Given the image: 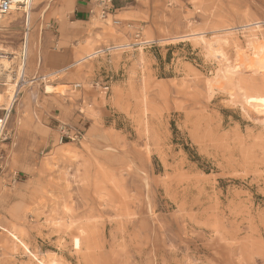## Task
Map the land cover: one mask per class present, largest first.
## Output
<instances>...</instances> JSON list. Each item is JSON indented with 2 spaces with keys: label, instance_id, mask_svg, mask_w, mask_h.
I'll use <instances>...</instances> for the list:
<instances>
[{
  "label": "rangeland",
  "instance_id": "rangeland-1",
  "mask_svg": "<svg viewBox=\"0 0 264 264\" xmlns=\"http://www.w3.org/2000/svg\"><path fill=\"white\" fill-rule=\"evenodd\" d=\"M90 2L0 19V264H264V0Z\"/></svg>",
  "mask_w": 264,
  "mask_h": 264
},
{
  "label": "crops",
  "instance_id": "crops-1",
  "mask_svg": "<svg viewBox=\"0 0 264 264\" xmlns=\"http://www.w3.org/2000/svg\"><path fill=\"white\" fill-rule=\"evenodd\" d=\"M54 1L55 0H38L37 3H35V6H34L35 12H33V7H32V10L30 12V17H29V29H30V31L28 33L26 32V29H25V16L22 14L23 34H22L21 45H22V53H23V49L26 52V61L28 60V53H29L31 24H32V22L36 21V19L33 20L32 15H37V17L40 15V17L43 18L46 13H48L49 11H52L54 9V6H55ZM90 1H88V0H63L64 5L65 4L70 5V9L69 10L66 9L65 11L62 10L61 12H63V13L65 12L66 14L68 13L74 22L80 23L84 19H88L89 13L92 11V7L94 5ZM33 5H34V3H33ZM106 5H108V4L106 3ZM11 24H12V22L11 23L9 22V25H11ZM1 55H4V54H0V56ZM72 56H73V53L70 50L63 51L61 53H57L55 50H53V52L51 54H48V53H46V51L44 49L43 54L39 55V59H40L39 60V66H40V68H44L45 71H59L62 67L73 63ZM48 59L49 60L54 59V60H57L58 62L57 63H50L47 66L46 61ZM34 60H35V62L37 61L36 56H35ZM42 65H44V67ZM25 70H26V68L24 67V72H25ZM16 99L17 98L15 97V99L13 100V102L11 103L10 106L0 107V114H1L0 118L4 117L5 115H8V119H10L11 112H12V109L15 105ZM3 164H4V158H3Z\"/></svg>",
  "mask_w": 264,
  "mask_h": 264
},
{
  "label": "built area",
  "instance_id": "built-area-1",
  "mask_svg": "<svg viewBox=\"0 0 264 264\" xmlns=\"http://www.w3.org/2000/svg\"><path fill=\"white\" fill-rule=\"evenodd\" d=\"M34 0H0V19L9 16L13 13H22L25 16V29L28 33L29 29V17L30 12L33 6ZM109 13V9L106 4H103V9L101 12V17L106 18ZM22 61H26V52L23 50ZM20 88V85H17V89ZM19 90L15 91V97L18 95ZM8 115L0 118V147L1 145L9 140V133L7 130ZM60 133V144L71 140V141H83L84 136L82 132L73 127H69L66 124H60L58 127ZM4 169L3 156L0 153V173Z\"/></svg>",
  "mask_w": 264,
  "mask_h": 264
},
{
  "label": "bare ground",
  "instance_id": "bare-ground-1",
  "mask_svg": "<svg viewBox=\"0 0 264 264\" xmlns=\"http://www.w3.org/2000/svg\"><path fill=\"white\" fill-rule=\"evenodd\" d=\"M32 10V9H31ZM24 50V49H23ZM25 51V50H24ZM255 53V52H254ZM0 58H5V56L4 55H1L0 56ZM240 58H241V56H240ZM240 58H239V61H240ZM237 59V58H236ZM235 64V63H234ZM240 65H241V62L239 63V64H235L234 66H229L230 68H228L227 67V71H230V70H236L237 71V69L240 67ZM21 69H20V71H21V73H20V76L22 77V78H24V67H25V63H23L22 62V64H21ZM237 72H239V71H237ZM237 73H235V75H236ZM225 76H227V75H225ZM20 77V78H21ZM21 78V79H22ZM15 79V78H14ZM234 80H235V78H234ZM218 81V80H217ZM222 84V83H221ZM218 85H219V83H218ZM17 86V85H16ZM19 86V85H18ZM23 86V85H22ZM75 87V86H74ZM80 87V85H76V87H75V89L77 88H79ZM21 88V87H20ZM82 88V87H81ZM47 91L48 92H52L54 89L51 87V86H47ZM80 90V89H79ZM78 91V90H77ZM13 98L11 99V103L13 102V100H14V97L15 96H12ZM248 105H249V107L251 108V110L252 111H254V112H257L256 114H257V116H263L264 117V103H257V102H255V103H253V102H248ZM10 108V107H9ZM69 143V142H68ZM76 241V245L78 246L79 245V240L77 239V240H75Z\"/></svg>",
  "mask_w": 264,
  "mask_h": 264
}]
</instances>
